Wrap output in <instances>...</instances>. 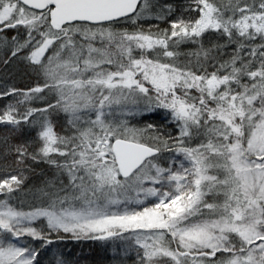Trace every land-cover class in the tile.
I'll use <instances>...</instances> for the list:
<instances>
[{"label": "snow or ice", "instance_id": "6c2138e0", "mask_svg": "<svg viewBox=\"0 0 264 264\" xmlns=\"http://www.w3.org/2000/svg\"><path fill=\"white\" fill-rule=\"evenodd\" d=\"M0 264H264V0H0Z\"/></svg>", "mask_w": 264, "mask_h": 264}]
</instances>
